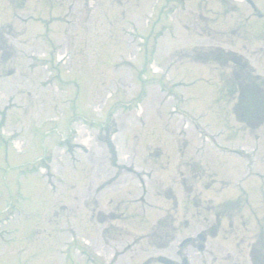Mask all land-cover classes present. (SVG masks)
Returning a JSON list of instances; mask_svg holds the SVG:
<instances>
[{
  "label": "rangeland",
  "instance_id": "rangeland-1",
  "mask_svg": "<svg viewBox=\"0 0 264 264\" xmlns=\"http://www.w3.org/2000/svg\"><path fill=\"white\" fill-rule=\"evenodd\" d=\"M252 1L0 0V264L175 257L185 232L168 224L194 167L243 175L247 153L264 155V108L248 123L264 98V0ZM205 132L243 158L202 147Z\"/></svg>",
  "mask_w": 264,
  "mask_h": 264
},
{
  "label": "flooded vegetation",
  "instance_id": "flooded-vegetation-1",
  "mask_svg": "<svg viewBox=\"0 0 264 264\" xmlns=\"http://www.w3.org/2000/svg\"><path fill=\"white\" fill-rule=\"evenodd\" d=\"M254 113L252 120L257 115ZM214 153L243 158L236 151ZM205 161L212 162L210 158ZM244 168L247 171L241 175L233 168L199 170L196 166L194 176L200 174L199 187L189 178L183 181L185 215L182 220L171 216L168 224L174 237L176 230L185 232L186 245L172 250L176 260L186 258L190 264L191 252L199 250L202 264H264V155L261 157L257 151L247 153ZM232 183L237 189L234 195L213 197ZM109 217L116 218L112 214Z\"/></svg>",
  "mask_w": 264,
  "mask_h": 264
},
{
  "label": "water",
  "instance_id": "water-1",
  "mask_svg": "<svg viewBox=\"0 0 264 264\" xmlns=\"http://www.w3.org/2000/svg\"><path fill=\"white\" fill-rule=\"evenodd\" d=\"M223 56H220L219 58H217L218 60H220ZM230 60L234 63H237V64H240L242 67L245 66L244 63H241V59L240 58H237L235 56H233L232 58H230ZM162 261H164L165 263H174L172 262L171 260H168V259H161ZM185 264V263H184Z\"/></svg>",
  "mask_w": 264,
  "mask_h": 264
}]
</instances>
